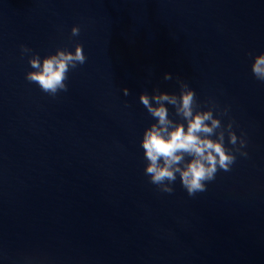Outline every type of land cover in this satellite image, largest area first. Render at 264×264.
Listing matches in <instances>:
<instances>
[{
	"label": "water",
	"instance_id": "1",
	"mask_svg": "<svg viewBox=\"0 0 264 264\" xmlns=\"http://www.w3.org/2000/svg\"><path fill=\"white\" fill-rule=\"evenodd\" d=\"M76 43L87 60L66 92L25 79L20 45L43 58ZM261 52L264 0H0V264H264ZM177 77L248 141L194 197L178 174L168 194L144 173L156 121L139 96L179 95Z\"/></svg>",
	"mask_w": 264,
	"mask_h": 264
},
{
	"label": "clouds",
	"instance_id": "2",
	"mask_svg": "<svg viewBox=\"0 0 264 264\" xmlns=\"http://www.w3.org/2000/svg\"><path fill=\"white\" fill-rule=\"evenodd\" d=\"M80 34V27L73 26L72 36ZM21 54L29 55L32 71L25 79L36 83L42 92L56 97L61 91L68 90L69 72L83 65L87 57L83 45L76 43L74 51L57 48L55 54L43 58L26 45H20ZM249 55H253L249 53ZM251 71L256 80L264 82V52L254 56ZM165 80H171V73H164ZM180 85L179 95L161 92L155 89L152 94L142 92L140 102L156 121L143 133L141 146L144 150L145 175L158 191L171 194L172 185L179 175L182 187L190 197L204 192L207 184L214 181L220 171L230 172L240 156L247 157V134L241 130L238 136L233 130L235 121L229 118L222 123L220 117L229 114L228 107L220 108L217 102L209 98L205 101L207 110H202L195 91L177 77ZM125 96L130 92L122 89ZM167 105L175 108L176 121L170 118ZM214 111L217 113L214 115ZM228 137V147L225 143Z\"/></svg>",
	"mask_w": 264,
	"mask_h": 264
}]
</instances>
